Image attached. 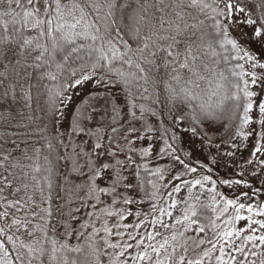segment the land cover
I'll use <instances>...</instances> for the list:
<instances>
[{"label":"snow or ice","instance_id":"snow-or-ice-1","mask_svg":"<svg viewBox=\"0 0 264 264\" xmlns=\"http://www.w3.org/2000/svg\"><path fill=\"white\" fill-rule=\"evenodd\" d=\"M135 3L133 7L132 0H0V88H3L0 100L11 98L15 101L19 88L21 97L30 106L32 85L22 83V74L32 69L29 76L38 73L41 80L56 81L70 63L78 61V67L70 70L71 79L47 89L48 110L54 123H59L56 114L62 117V109L72 99L67 95L69 90L86 82L119 87L130 101L136 98V91L142 89L146 93L148 86L155 89L163 84L169 101L187 109L182 116L174 118L175 122L179 124L189 119L193 136L205 122L227 121L225 127L235 126L236 137H258L251 153L253 158L258 154L264 155V0H168L167 3L155 0L154 4L135 0ZM150 9H155V13L160 15ZM168 9L170 11H166ZM131 107L134 108L135 104L132 103ZM257 110L258 118L252 115ZM140 111L142 118L150 109L141 105ZM82 118V114L74 117L72 132L96 136V132L81 126ZM253 124H258L259 130L250 127ZM128 131L135 133L137 130L130 128ZM96 140L92 151L81 147L77 152L73 148L72 171L85 175L84 169H87V198L99 204L102 203L101 196L115 197L125 178L118 167L122 161L117 160L113 165L100 159L102 155L114 156L115 153L101 151L100 138L97 136ZM176 140L173 132L172 142L166 140L165 145L171 149L168 154L183 166L185 172L172 177L177 183L167 194L170 200L168 207L157 208L153 204L152 209L160 216L172 217L171 209L178 204L172 198L173 193L181 192L182 187L187 188L193 203L182 201L186 205L182 216L176 217L172 224L159 221L160 227L174 229L180 225L183 231H173L170 237L162 236L160 241L156 240L162 235L158 230L148 232L146 239L149 243H145V235L128 232V240L134 241L136 248L140 249L135 255H130L131 264H204L205 258L212 259V252L218 245L216 264H255L254 261L248 262L247 257H256L258 253L245 250L244 245L250 241L253 247L258 246L255 241L264 245V234L242 233H255L257 227L264 230V221L254 220L251 215L243 216L241 212L246 209L250 214L264 216V204L259 205L258 210L252 204L245 205L241 197H246V192L225 199L216 192L217 181L211 175L183 179L185 174H195L198 169L174 154ZM53 151V144L48 140L45 145L32 148L31 155L25 149L22 157H12L11 153L0 156V264H101L100 249L90 238L86 246H73L50 234L56 232L50 224L53 215L51 190L56 173ZM163 151L165 149H161ZM141 155H149V149H142ZM59 159L61 157L57 156V162ZM257 162L264 167V159ZM248 163H253V160ZM208 171L211 172V168ZM152 175L164 179L162 169L157 168ZM105 177L111 183L101 187L97 181ZM148 183L157 188L155 182ZM208 183L211 187L206 190L213 194V204L219 202L217 196L223 200L220 216L228 213L229 209L234 211L224 221L225 230L217 233L216 242L207 241L211 249L193 258L188 255L187 239L180 243L179 238L191 231L197 234L193 240L196 248L206 242L199 237L206 231L204 226H200L196 210L200 196L192 193L197 187L204 190ZM220 183L239 186L241 181L225 179ZM151 195L155 198L157 193ZM116 202L112 200L113 204ZM123 203L132 201L124 198ZM96 206L94 204L93 208ZM101 211L109 217L118 215L120 221L126 219L124 214L107 208ZM242 220L247 222L246 225L237 228L236 222ZM146 222L156 225L158 220L146 218L134 224L117 223L113 227L139 229ZM213 227H219L215 220ZM96 231L100 229H94ZM102 231L109 236L113 234L107 222ZM115 235L123 237L125 233L117 231ZM233 237L241 239L242 244H235ZM104 245L106 248H121L110 258V264H126L122 258L133 244L121 245L105 239ZM233 251L245 259L238 260ZM72 253L79 255L72 256ZM260 264H264V259Z\"/></svg>","mask_w":264,"mask_h":264},{"label":"rangeland","instance_id":"rangeland-1","mask_svg":"<svg viewBox=\"0 0 264 264\" xmlns=\"http://www.w3.org/2000/svg\"><path fill=\"white\" fill-rule=\"evenodd\" d=\"M106 89L110 91L119 105L121 106V119L120 121H124V119L129 114V98L125 95V93L119 87H105L103 85H96L94 81H89L79 86L76 89L69 90L67 95H71L72 99L67 103V106L62 109L63 116L65 119L69 118V114L71 113L73 107L80 99L83 98L87 93L99 90ZM260 91L259 88L256 89ZM264 98V96H262ZM187 109H182L181 106L177 107V117L182 116ZM13 108L3 100H0V156L4 153H11L12 157H22L24 150L27 149L28 153L32 154V145L27 142L26 137L21 135L17 130L13 128V118H14ZM252 115L258 118V110L255 111ZM66 125L67 123L64 122ZM182 137L185 140V143L188 147V151L193 158H197L205 169L211 168L213 174H211L212 179L217 181L216 192L223 196L225 199H231L240 193H247L246 197H241V202L245 203V205L252 204L254 209L258 210V206L264 204V194L260 191H254L248 186V182H254L256 185L261 186L264 189V167L259 165L257 162L259 159H264V155L258 154L256 158H253L251 153L254 151V146L257 142V136H249L248 138L236 137L235 132L236 128L233 126L229 131H225L222 137L218 141H213L210 139L203 138L199 133L196 136L192 135L190 131L191 121L189 119L183 120L181 123L177 124ZM250 127L256 128L259 130L258 124H253ZM137 131L135 133H126V137L122 141H118V147L115 150H110L114 152V156L102 155L101 160L103 162L111 163L115 165L117 160L122 161L123 163L119 165L121 171V176L125 179L121 182L117 189V195L113 196H101L102 203L97 204L94 199H88L87 194H85L84 198L79 201L74 208L72 209L70 216L67 220L66 224H63L59 221V217L63 215V212L59 210L57 205L53 207L55 212L53 211L52 217L54 218L50 224L52 227H55L56 232L51 233L56 236V238L60 241H66L67 243L72 242L74 244L81 238L82 235L93 232L96 234L103 235L110 243H119L123 245L124 243H131L133 247L128 249L125 256L122 258L126 261V264H131L130 255H135L137 249L135 246V242L128 240L127 233L132 232L133 234L140 233L141 235H145V243H149L146 239V233L159 231L162 235L156 237L157 241H160L162 236H171L173 231H183V228L180 225H176V227L165 229L160 227L159 221H163L165 223L172 224L175 221V218L178 216H182V209L186 207V205L182 202L187 200L189 203H193V201L189 198L190 194L187 191V188L182 187L181 192L173 193L174 199L178 201L177 207L175 209H171L173 212L172 217L168 216H160L159 212H153L152 205L155 204L157 208L164 207L167 208L170 200L168 198V192L172 190V187L177 181L172 179L173 176L178 175L182 172H185V169L182 165H180L177 161L173 160L171 156L161 152L163 149V145H165V139L163 135V130L160 125L154 118L147 117L146 122L141 124L138 123L136 127H134ZM247 131V129H246ZM75 139H73V148H76V151L79 152L82 147L85 151H92V145L86 141L83 142V136L75 135ZM131 141V143H129ZM102 144L101 151H109L105 145L104 140L99 141ZM88 145H91L89 148ZM219 145V147H217ZM87 146V148H85ZM149 149V155L142 156L143 165L148 169L147 171L151 173L150 176L146 178V181L143 182L138 173L136 172L135 162L133 161L134 157L130 156V149ZM141 152V151H140ZM229 153H231L229 155ZM131 157V160H129ZM253 160V163L249 164L248 161ZM27 161H25L26 163ZM81 163H83V159H81ZM159 168L163 170L164 179L161 180L159 175H152L155 170ZM19 171V170H17ZM85 175H82L83 182L82 185L84 188H87L88 178H87V169H84ZM217 173V174H216ZM111 174V170L109 172ZM210 175V174H203ZM224 176L230 181L240 180L241 183L239 186H231L221 184L220 181L222 178L219 176ZM197 176L194 178L201 177ZM193 177L183 176V179L190 180L194 179ZM148 181H153L156 183L157 188H153ZM101 187L110 185L111 181L106 177L104 179H100L97 181ZM130 185V187L128 186ZM166 185V186H165ZM211 187V184L208 183L205 185V189L201 190L199 187L193 189V196H200L199 202L196 203V210L199 207H206L211 210L212 218L208 225L205 224L204 220L199 218L200 226H204L206 231L199 234V237L205 239V243L201 245L199 248H196L194 243L190 240H194L197 236L194 232H187L185 237H180L179 242L184 243L185 239H187V243L189 246L188 255L195 258L203 253L206 249H211V244L207 241L211 240L213 243L217 240V233L223 232L225 230L224 221L227 220L229 215L233 214V209H229V212L220 216V209L224 206L223 200L220 199V196H217L218 203L213 204L211 200L212 193H209L206 189ZM250 188V189H249ZM156 192L157 195L155 198L152 197V193ZM23 193H21L22 195ZM37 195V199H38ZM128 198L132 201L130 204H124L123 199ZM115 199L117 202L115 204L112 203V200ZM54 204V203H53ZM51 203V209L52 205ZM96 204V208H93V205ZM107 208L110 211H113L117 214H124L126 219L123 221L119 220L118 215H113L111 217L104 215L101 209ZM58 209V212H57ZM215 209V211H214ZM89 213H93V215L89 216ZM137 213H140L137 216ZM243 216H252L254 220L264 221V216H256L254 213L250 214L247 210H243L241 212ZM157 218L158 223L156 225H151L150 223H145L139 229H124L123 227L115 228L113 227L117 223L123 224H134L139 222L140 220H150L151 218ZM219 217V219H217ZM219 225L218 228L213 227V221ZM105 222H107V226L111 228L112 235L109 236L102 231ZM246 221H238L236 222V227H244L246 225ZM67 225V228L65 227ZM82 225H87V227H82ZM94 229H100V231L94 232ZM123 232L125 235L123 237L115 235V233ZM67 233V234H66ZM264 234V230L259 229L257 227V231L255 233L245 232L242 235H262ZM139 238V237H137ZM233 242L237 245L242 244V240L239 238H232ZM257 247H253V242H248L244 245L245 250H252L258 253L256 257L249 255L247 257L248 262L254 261L255 264H260V260L264 259V245H259V241H255ZM171 250V249H169ZM121 251V248L112 249L107 248L106 252L108 254L107 260L103 264H110V258L115 255L116 252ZM225 251L228 252V247L225 248ZM233 254L238 257V260L243 261L245 258L243 255L239 253ZM219 255V245L217 249L212 252V259L208 260L205 258L204 264H216L215 257ZM227 259V256L225 257Z\"/></svg>","mask_w":264,"mask_h":264},{"label":"trees","instance_id":"trees-1","mask_svg":"<svg viewBox=\"0 0 264 264\" xmlns=\"http://www.w3.org/2000/svg\"><path fill=\"white\" fill-rule=\"evenodd\" d=\"M150 3L154 4L155 0H140V3ZM167 3L168 0H165ZM210 2V0H209ZM133 7L136 6L135 0H132ZM150 11L155 13V9H150ZM170 11V9L166 10ZM157 16L160 13H155ZM201 19L203 17H200ZM189 19V23H191ZM123 34V33H122ZM127 39V37H125ZM136 45L133 44V47ZM34 55V54H33ZM79 62L70 63L69 67L64 70L58 76L56 81H51L47 78L41 80L39 79V74L29 76L28 73H31L33 70L28 69L23 75L22 83L27 86L31 84V103L30 106L28 103L21 97L19 88L17 89V98L13 101L11 98L3 100L8 103L15 113L13 118V128L18 129L17 131L23 136L26 137L28 143L32 147H40L45 145L48 140H51L53 144L54 151L52 152L53 163L56 165V173L53 177V188L51 190V203L52 212L55 210L53 207L57 205L56 208L63 212V215L59 217V221L63 224L67 223V220L70 216V213L74 206L81 201L85 194H87V188L80 187L82 185L83 178L82 175H78L72 171V159L73 157V139H75V133L72 132L73 119L76 116L82 114L83 118L80 120L81 126L86 128L90 132H96V136H89L86 134H80L83 136V142L87 145L86 141L91 144L97 142V136L100 138L99 141L104 140L108 150H115L119 148L118 141L124 140L126 133L130 128H134L138 123H145L147 117L154 118L157 123L160 125L163 130V135L165 141H171V136L173 132L176 133L177 140L175 141V155L180 156L181 159H184L189 166L197 167L198 171L195 174H185V176L194 178L203 174H213L209 172L197 158H193L188 151V147L185 143L183 135L175 122V117H177V107L180 105H173L167 96L163 88V84H160L157 88L153 89L151 86H148V92H143L139 90L135 92L136 98L134 101L129 100V114L124 119L120 121L122 113L121 106L115 99L114 95L106 90L99 89L94 90L83 96L73 107L69 118L65 119L61 117L59 113L56 114V118L59 120V123H54V119L51 113L48 110L47 105V89L55 88L59 85H62L69 79L70 70L72 67H78ZM3 91V88H0V92ZM143 97H147L144 99ZM134 103L135 107L132 108L131 104ZM144 105L146 109L150 111H145L143 117L141 118L140 106ZM116 109V112L113 110ZM153 112L155 114H153ZM134 113V116H133ZM135 117V118H134ZM66 122L67 125L64 123ZM227 121L220 123L205 122L200 127L198 133L206 139L213 141H218L225 131H229L231 127H225ZM115 128L116 131L113 132L112 129ZM79 135V136H80ZM61 141L63 143H61ZM90 148L91 145H88ZM87 148V146L85 147ZM163 151L165 154L168 153L171 149H167L166 145H163ZM141 149H133L129 151L130 156L134 157L133 161L135 162L136 172L138 173L140 179L145 182L146 178L151 175L147 168L143 165L141 155ZM187 154V155H186ZM59 156L61 159L57 162L56 157ZM170 156V155H169ZM63 157H68L64 159ZM203 166V167H201ZM217 174V173H216ZM222 180H225L224 176H219ZM228 180V179H227ZM248 186L254 191H260L264 194V189L256 185L254 182H248ZM249 188V189H250ZM47 194V193H46ZM57 209V212H58ZM198 217L203 219L205 224L208 225L211 220V210L206 207H199L197 209ZM54 218H51V222ZM51 234V233H50ZM94 241L97 247L101 252V264L105 263L108 257L106 252L107 248L104 245V240L106 239L101 234H96L93 232L86 233L81 236L76 244L68 242L70 245L80 244L81 246H86L87 242ZM193 242L192 240H190ZM72 256H78L79 254L72 253Z\"/></svg>","mask_w":264,"mask_h":264}]
</instances>
